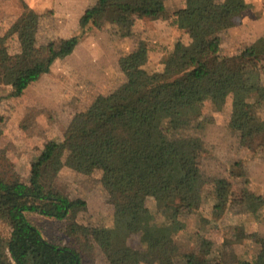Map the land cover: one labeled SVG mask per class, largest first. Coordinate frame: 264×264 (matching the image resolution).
<instances>
[{
	"label": "trees",
	"instance_id": "obj_1",
	"mask_svg": "<svg viewBox=\"0 0 264 264\" xmlns=\"http://www.w3.org/2000/svg\"><path fill=\"white\" fill-rule=\"evenodd\" d=\"M247 7L245 0H184L169 11L166 0H97L80 16L79 31L49 54L22 53L13 59L0 39V86L10 87V97L21 96L56 59L71 54L90 25L104 28L111 13L132 36L136 19L148 17L170 20L193 41L187 59L153 71L144 65L154 46L139 41L119 57L129 93L107 100L91 119L70 126L62 139L47 141L31 163L29 179L15 170L0 174V264H87L85 252L93 245L110 264H228L213 262L197 249L181 252L176 236L187 230L190 216L204 202L203 145L192 130L202 127L205 101L212 107L210 119L229 103L227 126L243 147L264 153V119L250 111L264 101V36L236 53L219 52L218 34L233 27ZM63 167L84 174L100 171L117 227L77 221L88 202L56 184ZM244 192L250 214L256 215L264 205L262 193ZM170 198L178 201L167 207L164 201ZM149 201L164 219L141 225ZM32 214L70 221L74 242L50 241ZM135 235L141 247L131 245ZM261 253L264 242L257 256ZM257 256L236 264H261Z\"/></svg>",
	"mask_w": 264,
	"mask_h": 264
},
{
	"label": "rangeland",
	"instance_id": "obj_2",
	"mask_svg": "<svg viewBox=\"0 0 264 264\" xmlns=\"http://www.w3.org/2000/svg\"><path fill=\"white\" fill-rule=\"evenodd\" d=\"M245 1L248 7L236 19V24L218 34L221 53H236L255 34L264 32V0ZM62 3L58 4V0H45V3L0 0V39L7 44L13 59L22 53L46 55L52 48H59L66 39L64 35L74 29L76 17L82 10V6L68 7V0H62ZM182 3L183 0H166L169 11ZM131 29L133 36L129 34L130 29L119 25L111 13L104 28L93 27L86 31L76 53L56 59L50 72L43 74L21 96H6L10 87L0 86V174L15 170L29 179L31 163L47 141L62 139L70 126L91 119L107 100L115 101L129 93L127 77L120 68L115 69L113 59L134 48L137 41H149L154 46L144 65L148 71L187 59L193 42L187 32L175 27L162 29L149 18L139 20ZM84 57L89 63L82 62ZM103 57L104 68L101 66ZM260 74L264 83V61L260 64ZM205 104L199 118L202 127L192 130L203 145L204 202L198 213L190 216L187 230L176 239L181 252L197 249L213 262L225 260L228 264H236L240 258L251 260L257 256L264 242V205L256 215L250 214L244 192L252 189L262 193L264 198V153H253L243 147L238 134L227 126L229 103L222 110L213 111L211 119L210 101ZM250 111L264 119V101ZM56 184L69 194L87 200L88 208L78 215V222L117 227L100 171L84 174L63 167ZM177 201L170 198L164 204L171 207ZM148 207L140 214L141 225L164 219L156 203L149 201ZM30 218L50 241L74 242L69 232L70 221L40 214H32ZM130 243L134 247L142 246L139 235L133 236ZM257 257L264 264V253ZM85 262L110 264L95 245L85 252Z\"/></svg>",
	"mask_w": 264,
	"mask_h": 264
},
{
	"label": "crops",
	"instance_id": "obj_3",
	"mask_svg": "<svg viewBox=\"0 0 264 264\" xmlns=\"http://www.w3.org/2000/svg\"><path fill=\"white\" fill-rule=\"evenodd\" d=\"M40 2H43V3H45V0H39ZM54 1V0H53ZM77 2L76 4L74 3V2ZM96 1L97 0H68V3H67V6L68 7H70L71 9L72 8H74V7H81L82 6V10L80 11V13H78V15H77V17H76V22H77V24H75L74 25V29L70 32V33H68V34H65L64 36H65V38H68L69 36H71V35H73L74 33H76V32H78V30H79V19H80V16L84 13V11L89 7V6H92L93 4H95L96 3ZM30 2V0H28V3ZM65 3V2H64ZM64 3H62V0H58V4H61V5H63ZM167 5V4H166ZM184 5V0H183V3H182V5L180 6V7H182ZM30 6H32V4L30 3ZM63 7H65V6H63ZM180 7H178V8H180ZM177 8V9H178ZM167 9H168V6H167ZM169 10V9H168ZM176 10V9H175ZM174 11V10H173ZM144 18H148V17H144ZM144 18H137L136 19V21H135V23H137L139 20H142V19H144ZM150 19V18H149ZM72 20V19H71ZM150 21H153L154 23H157L159 26H161L162 27V29H165V28H167V27H170L171 29H173L174 27L176 28V29H178V30H183V29H179L176 25H173L171 22H170V20H168V19H150ZM135 23H134V25H135ZM94 26L93 25H90L89 27H88V29H87V31L89 30V29H92ZM94 28H97V27H94ZM98 29V28H97ZM183 31H185V30H183ZM186 32V31H185ZM84 36V35H83ZM190 36V35H189ZM259 36H264V32L263 33H257V34H255V37L249 42V43H251V42H253L257 37H259ZM84 39L85 38H81V40H80V42L78 43V45L76 46V48H75V50L71 53V54H69V55H67L66 57H68V56H71V55H74L75 53H76V50H77V47H79V45H81V43L84 41ZM248 43V44H249ZM137 45H138V41H137ZM136 45V46H137ZM135 46V47H136ZM134 47V48H135ZM134 48H132L131 50H133ZM112 50H113V47H112ZM131 50H129V51H131ZM128 51V52H129ZM127 53V52H126ZM125 54V53H124ZM150 54V53H149ZM121 56V55H120ZM119 56V57H120ZM119 57L117 56V57H115L114 59H113V64H114V67H116L115 69H121V67H120V64H119ZM65 58V57H64ZM59 59V58H58ZM60 59H62V58H60ZM82 60V62H85V63H89V61H88V59L86 58V57H84V59H81ZM104 61H105V57H103L102 59H101V66H102V68H104ZM55 62V61H54ZM52 66H53V64H52ZM52 66H51V68H52ZM122 70V69H121ZM50 72V71H49ZM37 82V81H36ZM35 83V82H34Z\"/></svg>",
	"mask_w": 264,
	"mask_h": 264
}]
</instances>
